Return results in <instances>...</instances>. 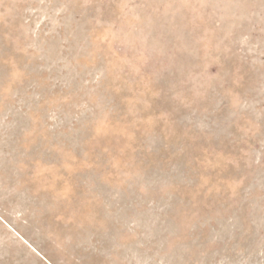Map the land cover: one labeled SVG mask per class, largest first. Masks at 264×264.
Listing matches in <instances>:
<instances>
[{
	"label": "rangeland",
	"instance_id": "1",
	"mask_svg": "<svg viewBox=\"0 0 264 264\" xmlns=\"http://www.w3.org/2000/svg\"><path fill=\"white\" fill-rule=\"evenodd\" d=\"M0 264H264V0H0Z\"/></svg>",
	"mask_w": 264,
	"mask_h": 264
}]
</instances>
